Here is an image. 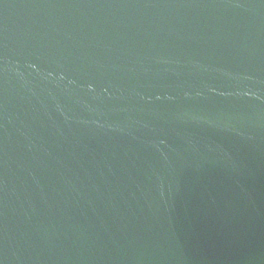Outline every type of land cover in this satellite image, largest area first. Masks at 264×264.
Instances as JSON below:
<instances>
[{
	"label": "water",
	"instance_id": "obj_1",
	"mask_svg": "<svg viewBox=\"0 0 264 264\" xmlns=\"http://www.w3.org/2000/svg\"><path fill=\"white\" fill-rule=\"evenodd\" d=\"M0 264H264V0H0Z\"/></svg>",
	"mask_w": 264,
	"mask_h": 264
}]
</instances>
